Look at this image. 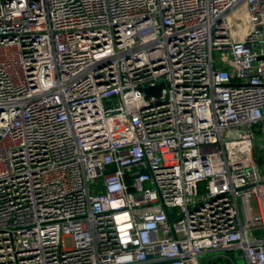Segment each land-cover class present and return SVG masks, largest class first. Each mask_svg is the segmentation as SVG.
<instances>
[{"label":"built area","instance_id":"built-area-1","mask_svg":"<svg viewBox=\"0 0 264 264\" xmlns=\"http://www.w3.org/2000/svg\"><path fill=\"white\" fill-rule=\"evenodd\" d=\"M0 264H264V0H0Z\"/></svg>","mask_w":264,"mask_h":264},{"label":"water","instance_id":"water-1","mask_svg":"<svg viewBox=\"0 0 264 264\" xmlns=\"http://www.w3.org/2000/svg\"><path fill=\"white\" fill-rule=\"evenodd\" d=\"M164 88V84L161 83L157 86H153V87H147L144 88L143 91L144 93L149 97V96H160L161 95V91Z\"/></svg>","mask_w":264,"mask_h":264},{"label":"rangeland","instance_id":"rangeland-1","mask_svg":"<svg viewBox=\"0 0 264 264\" xmlns=\"http://www.w3.org/2000/svg\"><path fill=\"white\" fill-rule=\"evenodd\" d=\"M239 25H240V24H238V23L236 22L235 27L238 28ZM256 147H257V146H256ZM256 151H257V154L260 153V152L258 151V149H257ZM205 190H206V189H205V186H203V187L201 188L200 192L203 193V192H205ZM69 245H70V241L67 239V246H69Z\"/></svg>","mask_w":264,"mask_h":264}]
</instances>
